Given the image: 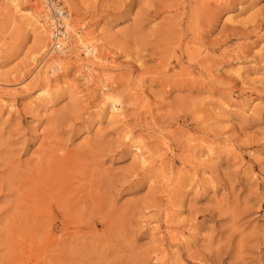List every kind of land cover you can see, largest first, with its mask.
I'll return each instance as SVG.
<instances>
[{"label":"rangeland","instance_id":"1","mask_svg":"<svg viewBox=\"0 0 264 264\" xmlns=\"http://www.w3.org/2000/svg\"><path fill=\"white\" fill-rule=\"evenodd\" d=\"M13 1L0 264H264V0Z\"/></svg>","mask_w":264,"mask_h":264},{"label":"built area","instance_id":"2","mask_svg":"<svg viewBox=\"0 0 264 264\" xmlns=\"http://www.w3.org/2000/svg\"><path fill=\"white\" fill-rule=\"evenodd\" d=\"M44 1V0H43ZM45 4L47 5V9L50 11V17L54 24L55 35L58 36V39L62 38V32H65L64 28V18L67 16V10L62 5L60 0H45ZM54 43L58 41L56 37H54Z\"/></svg>","mask_w":264,"mask_h":264},{"label":"bare ground","instance_id":"3","mask_svg":"<svg viewBox=\"0 0 264 264\" xmlns=\"http://www.w3.org/2000/svg\"><path fill=\"white\" fill-rule=\"evenodd\" d=\"M15 1L16 0H14L13 1V3H15ZM44 2H45V0H44ZM70 13H68L67 12V16L64 18V20H66V23L64 24L65 25V27H68L67 28V30L68 29H70L69 27V23H68V21H69V18H70ZM41 17V16H40ZM49 20H50V23H51V25H52V27H54V24H53V22H52V20H51V17H50V13H49ZM37 23H39V22H37ZM67 25V26H66ZM45 30V29H44ZM43 30V31H44ZM66 30V29H65ZM46 31V30H45ZM69 31V30H68ZM67 31V32H68ZM67 32H62V34L64 33V35H62V38H60V39H58V36H56V35H53V36H55L56 38H57V40H60V41H62V39H64L65 37H67ZM53 33L55 34V31H54V28H53ZM52 33V34H53ZM45 34H46V32H45ZM70 35V34H69ZM60 41H57L56 42V44L54 43L53 44V47H52V50L54 49V47L57 49V50H59L61 53H65V49H66V45L64 44V43H61ZM64 41V40H63ZM93 46V45H92ZM56 49H54V50H56ZM52 51H50V53H51ZM87 55H89V56H92L93 57V59L94 60H98L99 58L97 57V54H96V50H95V47L94 48H90L89 50H87ZM35 59H36V56H33V61H35ZM45 87V86H44ZM48 88V87H47ZM47 88H44V89H41V90H39L38 91V99H48L50 96H51V93H50V90L49 89H47ZM114 104V103H113ZM118 104V103H117ZM114 111V110H113ZM114 113V112H113ZM119 114V113H118ZM142 146V145H141ZM139 148H140V146H139ZM141 149V148H140ZM143 155V154H142Z\"/></svg>","mask_w":264,"mask_h":264}]
</instances>
